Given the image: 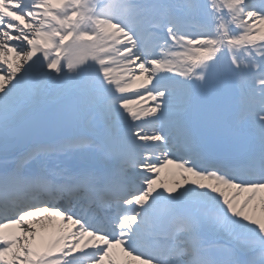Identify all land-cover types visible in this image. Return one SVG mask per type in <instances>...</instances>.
Masks as SVG:
<instances>
[{
    "label": "snow or ice",
    "instance_id": "snow-or-ice-1",
    "mask_svg": "<svg viewBox=\"0 0 264 264\" xmlns=\"http://www.w3.org/2000/svg\"><path fill=\"white\" fill-rule=\"evenodd\" d=\"M0 264H264V0H0Z\"/></svg>",
    "mask_w": 264,
    "mask_h": 264
}]
</instances>
